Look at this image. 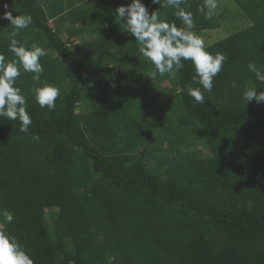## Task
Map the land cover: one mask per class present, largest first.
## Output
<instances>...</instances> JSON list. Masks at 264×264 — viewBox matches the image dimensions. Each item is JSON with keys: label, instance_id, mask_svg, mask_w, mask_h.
<instances>
[{"label": "trees", "instance_id": "obj_1", "mask_svg": "<svg viewBox=\"0 0 264 264\" xmlns=\"http://www.w3.org/2000/svg\"><path fill=\"white\" fill-rule=\"evenodd\" d=\"M232 1L241 28L206 48L226 60L196 104L190 61L174 79L147 76L153 65L115 20L130 0H0V16L7 4L32 17L16 39L46 50L40 82L16 81L28 132L0 117V231L34 264H264V102L242 98L264 90L247 67L264 71V0ZM202 4L181 5L194 31L220 29ZM174 12L161 19L180 27ZM12 31L0 19L9 59ZM45 82L60 90L53 110L34 99Z\"/></svg>", "mask_w": 264, "mask_h": 264}, {"label": "clouds", "instance_id": "obj_2", "mask_svg": "<svg viewBox=\"0 0 264 264\" xmlns=\"http://www.w3.org/2000/svg\"><path fill=\"white\" fill-rule=\"evenodd\" d=\"M183 2L184 0H151V5L160 7L150 11L144 0H130L114 10L115 20L119 21L120 27L128 35L135 38L138 52L153 65L154 71L147 74L151 80L157 74L161 77L167 74L174 79L184 68L183 61H190L195 73L193 83L200 87L189 84L185 86V90L196 104H202L205 102L204 92L212 91L214 78L221 72L226 57L221 52L213 55L206 51L204 40L199 32L194 31L193 13L181 7ZM217 7V0H203L198 11L205 19H212ZM161 8L175 9V18L182 22V26L178 27L175 22L169 23L161 19ZM0 19L10 22L14 29L8 34V51L12 53V58L0 54V117L18 120L19 131L27 133L33 122L27 110L26 97L21 88L16 86V81L23 71L32 73V79L40 82L44 70L40 58L45 55L46 50L37 43L28 46L16 39L21 30L31 25V15L22 13L14 16L5 4ZM247 67L255 74L257 81L264 83V71L253 62H249ZM233 87L236 85L233 84ZM32 92L35 102L41 108L47 107L49 110L55 108L60 95L57 87L46 82ZM242 98L247 104L253 100L260 104L264 102V90L258 92L256 87L246 86L242 90ZM3 215L8 223L14 219L7 211ZM0 264H34V261L14 236L0 231Z\"/></svg>", "mask_w": 264, "mask_h": 264}, {"label": "rangeland", "instance_id": "obj_3", "mask_svg": "<svg viewBox=\"0 0 264 264\" xmlns=\"http://www.w3.org/2000/svg\"><path fill=\"white\" fill-rule=\"evenodd\" d=\"M217 4L218 7L215 9V12L218 13L223 25L218 30L199 32L202 39L204 40L205 49L208 46H211L218 41L229 37L241 28V23H235V18L240 11L236 4L232 0H217ZM64 38L67 39V36H65ZM48 214L49 211L47 212V215Z\"/></svg>", "mask_w": 264, "mask_h": 264}]
</instances>
